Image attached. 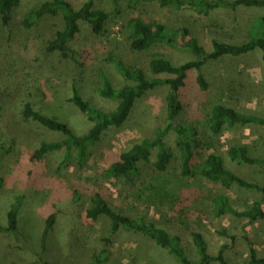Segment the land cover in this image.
Listing matches in <instances>:
<instances>
[{
	"label": "rangeland",
	"instance_id": "obj_1",
	"mask_svg": "<svg viewBox=\"0 0 264 264\" xmlns=\"http://www.w3.org/2000/svg\"><path fill=\"white\" fill-rule=\"evenodd\" d=\"M46 1L51 0H20L13 12L11 27L4 29L0 24L1 225L6 223V213L14 197H23L18 215V239L0 234V264H41L39 244L45 221L55 207L64 210L67 204H71L70 208L57 216L49 233L46 250L41 256L43 261L90 264L93 256L104 254L101 264H177L149 239L124 231L110 235L109 223L104 217L87 218L86 211L93 208L96 193L105 197L115 210L132 217L141 216L171 237L178 236L193 262L198 261V256L190 238L192 230L202 233L212 257L224 247L222 255L226 264H254L251 250L264 260V217L250 223L229 216L217 219L202 204L198 208L199 217L179 219L171 207V196L160 201L152 186L151 182L159 176L152 167L154 155L149 163L139 164L138 174L130 184L104 174L112 163L119 160L122 152L143 138H154L165 120L167 87L157 88L137 100L125 123L120 128L109 129L89 148L82 164L78 163L73 152L71 158L65 160L63 151L47 154L40 162H30V153L41 143L61 141L63 136L25 120L19 112L23 101L32 100L46 113L67 124L75 135H83L92 125L67 100L75 87L91 106L106 112L115 111L117 104L98 94L102 88V74L114 87L124 84L110 57L125 66L141 68L146 74L154 54L175 65L197 60L188 52L165 45L153 46L145 52H132L124 27L130 17L138 16L167 29L186 28L203 50L210 52L212 40L239 45L254 35L260 36L264 9H223L205 16L190 9L163 8L155 2L128 8L125 3L113 6L109 0H96L97 6L107 14L104 35L97 37L88 25L82 24L81 32L71 45L77 56L61 58L45 55L39 40L59 28L61 22L58 18H51L30 31L21 24L27 12ZM202 71L209 89L200 91L196 84L197 72H188L186 86L180 94L184 107L182 122L196 128L202 142L212 140L211 151L219 154L226 168L246 185L264 187V167L238 164L227 155L231 147L245 146L251 158L264 157V127L236 125L224 129L215 139H209L206 128L212 107L219 103L264 117V67L260 51L238 58L225 56L209 61ZM175 139L174 133L167 137V144L176 158L166 176L174 178L179 174ZM198 184L204 194L227 196L238 211L249 208L261 197L246 185L224 190L207 180ZM74 192L79 195L76 201Z\"/></svg>",
	"mask_w": 264,
	"mask_h": 264
},
{
	"label": "trees",
	"instance_id": "obj_2",
	"mask_svg": "<svg viewBox=\"0 0 264 264\" xmlns=\"http://www.w3.org/2000/svg\"><path fill=\"white\" fill-rule=\"evenodd\" d=\"M113 6L125 3L128 8H134L138 4L155 2L163 8L176 10L190 9L198 14L208 15L216 10L229 9L234 11L243 8H262L264 0H109ZM20 0H0V24L4 29L11 27L13 12L19 6ZM51 18H58L61 22L59 28L46 38H39L40 49L45 55H58L67 58L70 55L77 56L71 45L81 32V25H88L91 33L102 37L105 33L107 14L97 6L96 0H84L73 2L72 0L46 1L30 10L22 19V27L25 30L37 28L40 24ZM262 32L260 36L254 35L248 42L239 45L211 41L212 50L205 52L198 40L194 38L188 29H167L158 23H149L138 16L130 17L125 24L128 37L127 42L132 52H145L153 46H167L174 50H181L196 57L195 61H187L175 65L161 55L154 54L148 63V74L138 67L125 66L120 60H112L116 71L121 76L124 84L114 87L110 80L102 77V88L98 94L117 104L113 112H106L91 106L79 94L77 88L73 87L72 95L68 103L76 107L87 117L92 127L83 135L77 136L67 124L60 122L57 118L46 113L43 108L35 105L32 100H25L20 104L19 112L25 120H30L51 132L61 133V141L41 143L38 148L30 153V162H40L47 154L53 152H64V159L71 158L72 152L79 164L85 160L89 148L99 142L101 137L111 128H120L127 118L137 100L143 98L147 93L160 88L167 87L166 116L163 124L157 129L154 138H143L132 145L128 150L122 152L118 161L112 163L104 173L107 177L121 180L127 184L133 182V177L138 174V166L147 164L154 155L152 167L159 176L153 180L152 186L160 201L171 196L172 209L176 210L178 218L187 220L199 217L198 208L203 204L205 209L219 219L222 217H233L255 222L264 217V187L255 184H245L237 175L229 171L223 158L212 152V140L202 142L199 132L191 125H186L181 120L183 114V103L181 90L186 86L188 72H197L196 84L200 91L206 92L209 84L203 74L202 67L209 61H217L222 57L230 56L238 58L249 53L260 51L261 61L264 67V17L261 18ZM251 32V31H250ZM2 94H0L1 99ZM264 127V117L251 112H244L225 103L214 105L208 116L206 128L209 139L220 136L224 129L234 126ZM170 133L176 135L175 146L178 151L177 172L178 177L166 176L167 171L176 156L167 144ZM227 155L229 159L238 164L247 166L264 167V157L251 158L245 146L231 147ZM162 175H164L162 177ZM207 180L218 184L224 190H232L235 187H246L261 194L259 200L254 201L247 209L238 211L230 203L225 195L204 194L199 186V181ZM150 187V186H149ZM74 200L79 195L73 193ZM23 197H14L6 213L5 225L0 224V234L12 236L18 239V215ZM93 208L86 211L87 218L95 219L104 217L109 223L110 235H116L120 231L140 235L152 241L158 248L167 252L174 258L177 264H211L224 261L222 247L216 257L208 253V245L201 232L192 230L190 238L193 243L198 261H191L186 249L178 236H170L165 230L156 227L151 222H146L141 216L125 215L115 210L100 193H96L92 200ZM67 204L64 209L70 208ZM64 210L54 208L50 211L42 232L40 240L39 260L41 264H50L41 259L46 250V243L55 224L57 216L64 214ZM251 260L254 264H264L263 259L256 256L254 250L250 251ZM93 256L90 264H101L102 257Z\"/></svg>",
	"mask_w": 264,
	"mask_h": 264
}]
</instances>
